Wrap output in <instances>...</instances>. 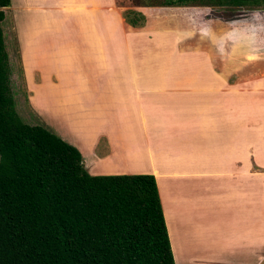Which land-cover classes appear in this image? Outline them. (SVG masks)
I'll list each match as a JSON object with an SVG mask.
<instances>
[{
  "label": "crops",
  "instance_id": "1",
  "mask_svg": "<svg viewBox=\"0 0 264 264\" xmlns=\"http://www.w3.org/2000/svg\"><path fill=\"white\" fill-rule=\"evenodd\" d=\"M5 11L41 22L60 67L32 82L24 35L30 99L45 77L63 88L56 105L85 118L83 136L60 117L87 172L154 176L175 264H264V19L189 27L183 14L175 35L128 26L113 0H10Z\"/></svg>",
  "mask_w": 264,
  "mask_h": 264
},
{
  "label": "trees",
  "instance_id": "2",
  "mask_svg": "<svg viewBox=\"0 0 264 264\" xmlns=\"http://www.w3.org/2000/svg\"><path fill=\"white\" fill-rule=\"evenodd\" d=\"M134 7L264 0H132ZM0 0V264H175L153 175H90L79 150L18 114ZM133 15L139 26L144 16Z\"/></svg>",
  "mask_w": 264,
  "mask_h": 264
},
{
  "label": "rangeland",
  "instance_id": "3",
  "mask_svg": "<svg viewBox=\"0 0 264 264\" xmlns=\"http://www.w3.org/2000/svg\"><path fill=\"white\" fill-rule=\"evenodd\" d=\"M113 1L121 10L122 17L128 26L133 27L130 25V20L133 19V15H129L128 18H125L124 14L127 11L132 10L136 12V14L139 13L144 16V19L139 22V26L134 28H143L146 25L152 23L156 25L157 22H161V25L158 23L157 26L159 29H164L165 26H172L174 28V34L179 31L178 29L181 24V17L183 14H187L188 16L187 25L189 27L196 25L198 22L201 24L206 17L213 20L232 22H255V20L260 21L264 19L262 18L264 17V5L257 7L248 6L242 8H224L199 4L182 7H156L151 15H144L137 9L138 7L134 9L132 0ZM4 13L7 15L1 26L11 67V90L18 114L24 122L30 125L42 126L61 137L64 141L69 142L71 141V134L68 129L70 128V125L64 123L63 119H61L63 116H65L64 112H66L67 117H71V115L75 116L78 124H74L73 127L83 130L81 131V134L84 136L86 127L85 118L77 114L78 110L69 109L65 107L64 104H62V106L56 105V103L59 101H64L66 95L63 92V88L61 89L59 86L55 87V84L48 82V77H45L47 83L43 82L42 84H39L41 88H37V85L33 86V84L30 86L34 90L32 98L33 100L30 99L31 93H29L26 85L24 69L22 67L20 55L21 50L19 41L21 40L22 43V38L24 39V35L28 40V42H26L27 49L24 51V54L29 67L30 80H32V82L37 81L35 79H38V75L40 76L41 72L43 74H46L47 72L51 74V70L57 71V69L60 67L56 57H48V51L46 49L48 46L47 41L43 42L45 37L37 39V30L34 31V29H37L41 22H38V20L33 17L27 19L24 17L25 14H22L19 11L14 14H11L10 11H5ZM186 22L187 20L185 19L184 24ZM23 27L25 28L24 34ZM24 47L26 48V46ZM152 55H147L145 58H143V65L150 69L158 70L160 69V60L158 57L155 58ZM176 67L179 66L177 65ZM67 78H69V76H66V79ZM37 90L41 93L38 94ZM81 156L82 160L84 161L85 154H82ZM97 173L100 175L99 173L101 172Z\"/></svg>",
  "mask_w": 264,
  "mask_h": 264
}]
</instances>
